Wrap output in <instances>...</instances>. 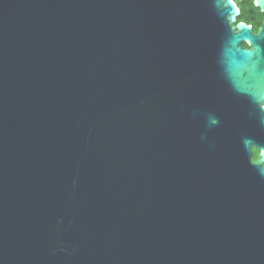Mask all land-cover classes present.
Returning <instances> with one entry per match:
<instances>
[{
  "label": "water",
  "instance_id": "95a60500",
  "mask_svg": "<svg viewBox=\"0 0 264 264\" xmlns=\"http://www.w3.org/2000/svg\"><path fill=\"white\" fill-rule=\"evenodd\" d=\"M235 14L0 0V264H264V56Z\"/></svg>",
  "mask_w": 264,
  "mask_h": 264
},
{
  "label": "flooded vegetation",
  "instance_id": "af4514ba",
  "mask_svg": "<svg viewBox=\"0 0 264 264\" xmlns=\"http://www.w3.org/2000/svg\"><path fill=\"white\" fill-rule=\"evenodd\" d=\"M222 3L226 0H220ZM236 9L234 21L229 24V33L237 34L239 32L238 25L247 27L245 33H242V38L236 46L240 50L253 51L258 50L264 56V0H229ZM259 110L263 109L264 102L257 104ZM260 151L254 146H250V160L256 163ZM264 167V165L262 166Z\"/></svg>",
  "mask_w": 264,
  "mask_h": 264
}]
</instances>
